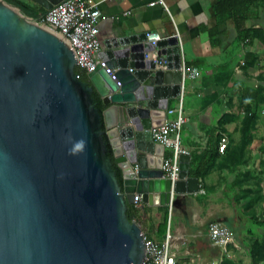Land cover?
Masks as SVG:
<instances>
[{"label": "water", "instance_id": "1", "mask_svg": "<svg viewBox=\"0 0 264 264\" xmlns=\"http://www.w3.org/2000/svg\"><path fill=\"white\" fill-rule=\"evenodd\" d=\"M147 33L106 41L88 84L61 32L0 0V264H141L134 196L144 211L200 191L188 153L179 179L163 178L165 149L149 130L181 94V56L175 35Z\"/></svg>", "mask_w": 264, "mask_h": 264}, {"label": "crops", "instance_id": "2", "mask_svg": "<svg viewBox=\"0 0 264 264\" xmlns=\"http://www.w3.org/2000/svg\"><path fill=\"white\" fill-rule=\"evenodd\" d=\"M21 1L37 11H46L32 0ZM92 1L98 3L100 11L101 51L105 49L106 41L132 34L175 35L181 44V65L193 67L200 73L196 79H185L181 86L183 114L188 118L181 130V146L190 155V160L192 153L210 148H217L218 154L207 176L199 182V192L172 198V201L178 200L170 206L173 223L169 227L176 247V264H214L217 260H221V264H252L244 247V238L243 245L239 246L233 236L236 246H229L227 253H223L208 239L206 224L211 221L223 224V199H227L225 186L233 180L228 171L223 176L220 140L225 137L228 142L233 132L245 131L242 126L240 131L231 126L236 108L242 104L240 97L244 89L260 87L264 96V38L255 36L236 47L237 28L232 20L220 26V32L209 36L208 30L218 24L212 11L215 0H162L163 4L157 0ZM152 2L155 4L150 5ZM242 28L264 31V4L258 2L251 6ZM232 92H236L238 99L229 100ZM178 99L179 96L168 99L167 109L176 107ZM223 116L226 119L225 134ZM165 153L170 151L165 149L164 159ZM159 207L146 205L143 211L146 234L156 241L163 239L156 234L160 221L153 219L152 223L150 217L158 213Z\"/></svg>", "mask_w": 264, "mask_h": 264}, {"label": "built area", "instance_id": "3", "mask_svg": "<svg viewBox=\"0 0 264 264\" xmlns=\"http://www.w3.org/2000/svg\"><path fill=\"white\" fill-rule=\"evenodd\" d=\"M156 2L163 4L162 0ZM153 4L155 3H150V5ZM99 17L98 3L92 0H62L46 10L39 21L61 32L66 37L75 54L76 66L85 70L87 74L94 71L97 65L105 66V63L98 58L102 48L98 36ZM39 21L37 23L47 29V26L40 24ZM161 38L163 37L156 32L147 33V42L155 43ZM159 64L161 66L160 62ZM107 72L111 73L109 69ZM180 73L182 83L185 79H196L200 76L197 69L184 64L180 67ZM187 122L188 118L183 114V96L180 94L176 107L165 110L163 123L149 130L152 141L162 145L171 153V156L163 161L162 172L163 178L170 180L172 185L179 179V155L187 153L181 146V130ZM225 146L226 138L222 137L219 151L222 152ZM134 205L138 208V196L136 195L134 196ZM206 235L212 245L218 247L223 253H227L229 246H236L230 228L220 222H208ZM143 241L145 255L141 264H176V247L172 243L169 224L161 241L149 238L145 233ZM214 264H221V260H217Z\"/></svg>", "mask_w": 264, "mask_h": 264}, {"label": "trees", "instance_id": "4", "mask_svg": "<svg viewBox=\"0 0 264 264\" xmlns=\"http://www.w3.org/2000/svg\"><path fill=\"white\" fill-rule=\"evenodd\" d=\"M6 3L18 8L20 12L26 16L39 21L46 11H37L29 4L21 0H3ZM258 2L264 4V0H215L212 4V11L215 18L218 20L217 26L212 30H208L209 36H212L214 33L220 32V26L227 20L234 21L237 28V36L235 39V45H239L241 42L252 39L253 37H263L264 31L260 30H251L250 28H242L243 22L248 18V13L253 4ZM75 73L79 76V79L83 82L88 83L85 70L75 66ZM89 84V83H88ZM94 99L95 105L99 112H102L106 106L102 104L100 97L96 94L95 91L91 94ZM263 95L261 93L260 87L257 88H246L244 89L240 101L243 106L247 108V115L243 120L244 126L247 125L257 118L258 111H255L258 106L263 103ZM244 102V103H243ZM253 109L249 111V109ZM226 119H223L225 122ZM105 137V136H104ZM106 138V137H105ZM226 149V146H225ZM223 150V152L225 151ZM111 155L110 150L108 151ZM217 148H210L204 150L200 153H192L190 166L188 170V175L190 177H195L199 181H202L208 172L212 168L215 160L217 158ZM171 153H165V158H169ZM116 172V177L119 182H121L120 170L116 165L112 164ZM227 189L231 193L230 205L236 209V215L238 216V226H241L244 236L252 239L251 243H246L245 248L247 249V254L250 258L252 264H259L264 262V219L257 217L256 215H247L245 211L240 206V184L238 182V175L235 176V179L227 185ZM165 207H159V211L162 212L161 221L157 224L156 234L159 236L160 240L164 237L167 227H168V213ZM141 209L137 208L135 205H127V217L129 221L139 223L138 213ZM148 236V235H147ZM149 237V236H148ZM150 238V237H149Z\"/></svg>", "mask_w": 264, "mask_h": 264}, {"label": "rangeland", "instance_id": "5", "mask_svg": "<svg viewBox=\"0 0 264 264\" xmlns=\"http://www.w3.org/2000/svg\"><path fill=\"white\" fill-rule=\"evenodd\" d=\"M236 99H238L236 92L230 93L229 100ZM251 110L253 109H249V111ZM247 111V108L241 104L234 113L235 118L238 119L233 118L234 124L231 126L236 127L235 130L239 131L242 126L241 129H245V131L242 133L233 132L228 137L229 141H226V149L223 152V176L227 174V171L231 174L233 180L238 175L240 206L247 215L254 214L264 219V103L255 110L258 111L256 120L245 127L243 120L247 115ZM225 124L223 122L224 134L226 133ZM227 185L225 186L227 199H223V224L230 228L233 236H236L239 246L243 245V238L246 243H251L252 239L244 236L241 226L237 224L238 216L236 215V209L230 205L232 195L227 189ZM177 201V198H174L170 205L176 204ZM170 205L161 206L167 209L169 227L173 223V213H171L172 208H170ZM144 213L143 210L138 213V226L146 234L143 223ZM161 218L162 212L158 211L153 218L150 217V221L152 222L153 219L161 221ZM145 219H148V217L146 216ZM148 236L150 237V235ZM259 264H264V262Z\"/></svg>", "mask_w": 264, "mask_h": 264}, {"label": "clouds", "instance_id": "6", "mask_svg": "<svg viewBox=\"0 0 264 264\" xmlns=\"http://www.w3.org/2000/svg\"><path fill=\"white\" fill-rule=\"evenodd\" d=\"M80 146H82V142H81V144L77 145V147H80Z\"/></svg>", "mask_w": 264, "mask_h": 264}]
</instances>
